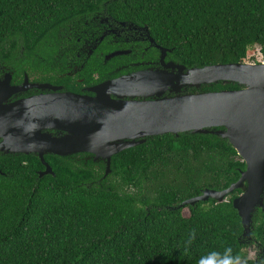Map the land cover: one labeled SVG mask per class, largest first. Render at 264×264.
<instances>
[{"label": "trees", "instance_id": "16d2710c", "mask_svg": "<svg viewBox=\"0 0 264 264\" xmlns=\"http://www.w3.org/2000/svg\"><path fill=\"white\" fill-rule=\"evenodd\" d=\"M103 14L146 27L187 67L243 62L254 46L264 61V0H0V74L12 72L13 83L25 72L66 82L75 42ZM239 87L219 81L187 91ZM217 129L150 136L114 155L107 176L105 163L86 162L84 153L46 154L54 174L40 177L45 166L34 153L0 151V264H197L226 246L247 264H264V209L246 241L233 205L240 189L223 202L181 205L207 188H228L246 169ZM191 229L196 239L185 256Z\"/></svg>", "mask_w": 264, "mask_h": 264}, {"label": "water", "instance_id": "95a60500", "mask_svg": "<svg viewBox=\"0 0 264 264\" xmlns=\"http://www.w3.org/2000/svg\"><path fill=\"white\" fill-rule=\"evenodd\" d=\"M162 52L165 69L150 68L107 80L92 89L95 95L65 90L62 85L31 83L28 76L23 83L13 84L12 72H6L0 77V151L39 156L45 166L40 177L54 174L46 154L87 153L86 162L105 163L107 176L114 155L150 136L208 133L210 128L219 127L211 132L229 139L246 169L228 188H207L181 205L209 198L223 202L240 189L233 205L242 219V236L251 242L254 214L258 208L264 209V61L187 67L166 64V49ZM219 81L241 87L187 91ZM32 88L49 91L18 96ZM167 91L170 94H165Z\"/></svg>", "mask_w": 264, "mask_h": 264}, {"label": "flooded vegetation", "instance_id": "af4514ba", "mask_svg": "<svg viewBox=\"0 0 264 264\" xmlns=\"http://www.w3.org/2000/svg\"><path fill=\"white\" fill-rule=\"evenodd\" d=\"M83 32V41H81V38L77 39L73 47L74 54L69 56L67 60V67L69 69L66 73L71 76L69 80L64 83H51L35 80L34 76H30L25 72L23 80L13 83L12 78V83L21 84L24 82L26 76H28L31 83L62 85L65 90L95 95V91L92 89L107 80L150 68L165 69L166 66L161 61L162 48L166 49L164 57L166 64L169 62L178 63L174 59L169 58L168 53L171 49L152 40L148 29L144 26L114 20L111 16L103 14L97 15L96 23L86 28ZM102 36H104L103 39H101ZM115 52L120 53L110 57ZM93 63H98V65H93ZM86 66H94L90 74L84 72ZM168 70L171 71L173 68L169 67ZM174 70L177 71V68ZM5 73L0 74V77H3ZM41 91L46 93L49 89L32 88L18 96L21 98L27 97L31 94H39ZM165 94H170V91H167ZM112 97L116 98L117 96L112 93ZM131 98L134 100L144 99L143 97H125L124 99ZM84 154V159H86L89 155ZM22 159L24 160V158ZM258 252L259 250L257 249L255 256Z\"/></svg>", "mask_w": 264, "mask_h": 264}, {"label": "clouds", "instance_id": "9594fccd", "mask_svg": "<svg viewBox=\"0 0 264 264\" xmlns=\"http://www.w3.org/2000/svg\"><path fill=\"white\" fill-rule=\"evenodd\" d=\"M195 239L196 229H191L183 242V255H190ZM197 264H247V259L235 253L231 246H226L223 251L212 250L202 255L197 260Z\"/></svg>", "mask_w": 264, "mask_h": 264}, {"label": "rangeland", "instance_id": "374dc122", "mask_svg": "<svg viewBox=\"0 0 264 264\" xmlns=\"http://www.w3.org/2000/svg\"><path fill=\"white\" fill-rule=\"evenodd\" d=\"M245 61H247V62H262L263 57L261 54L260 46H254L253 48H251L249 53H248L247 58L245 59ZM184 214L185 215L189 214L188 208L184 209ZM257 249H258L257 246L253 245V244L249 248H247V250L249 251L250 257H252V258L255 257Z\"/></svg>", "mask_w": 264, "mask_h": 264}]
</instances>
